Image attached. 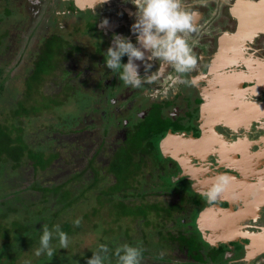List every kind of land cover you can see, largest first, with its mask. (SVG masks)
I'll return each mask as SVG.
<instances>
[{
    "label": "flooded vegetation",
    "instance_id": "obj_1",
    "mask_svg": "<svg viewBox=\"0 0 264 264\" xmlns=\"http://www.w3.org/2000/svg\"><path fill=\"white\" fill-rule=\"evenodd\" d=\"M1 1L3 16L14 14L22 23L17 39L31 52L27 73L41 58L47 62L39 85L46 109L55 94L64 104L79 92L78 115L61 119L63 136L78 139L86 156L78 171L89 167L92 177V166L100 171L102 190L118 185L109 168L124 169L122 193L116 194L126 205L147 209L140 219L147 228L138 245L141 258L152 256V248L158 255L151 264H264V84L257 82V76L264 78V33L226 48L224 56L239 61L226 69L233 77H223L230 86L221 77L228 76L224 70L214 74L212 67L221 34L235 32V0H182L196 25L186 38L197 64L183 74L169 67L162 80L141 89L123 84L104 64L113 34L135 42L130 3L108 0L96 15L94 0H16L13 12V0ZM104 19L108 24L102 27ZM0 37V50L16 46V40L6 43V33ZM149 62L155 71L158 61ZM44 132L37 140H48L56 150L54 125ZM221 174L231 183L209 204L201 193ZM120 239L111 246L114 252Z\"/></svg>",
    "mask_w": 264,
    "mask_h": 264
},
{
    "label": "trees",
    "instance_id": "obj_2",
    "mask_svg": "<svg viewBox=\"0 0 264 264\" xmlns=\"http://www.w3.org/2000/svg\"><path fill=\"white\" fill-rule=\"evenodd\" d=\"M34 66L31 74H25V79L22 80L23 88L20 90L5 87L6 71L3 65L0 66V264H87V260L92 256H86L83 261L82 257L73 255L71 251L65 252V248L60 247L57 239L51 242L52 256H36L35 250L39 247L43 226L46 224L52 229L54 225H59L69 239L80 235L84 230L82 224L75 225L69 215L81 205L86 208L90 200L94 202V206L90 213L83 214L86 221L92 216L98 219L104 211L115 223L123 218L140 221L142 216L146 215L147 209L126 205L125 198L116 194L122 193L120 183L125 181L126 172L121 168L108 169V172L116 177L118 185H106L102 190L97 187V183L105 179L93 164L90 169L93 177L88 173L89 167L78 171L80 168H75L74 163L72 170H57L64 175L62 180L51 179L57 163H68L67 156L64 157L59 150L63 149L65 144L67 154L68 150L75 149V146L71 147L70 144L76 142L67 138L69 141L64 143L65 136L61 131L65 123L61 119L57 120L58 123L54 126L58 131L56 140L59 147L56 150H50L45 140H33L24 133L22 119L36 116L48 108L47 104L39 107L38 103L42 101L43 104L45 99L40 100V90L37 91V87L42 83V76L47 74V62L41 58ZM61 104L53 102L55 107ZM67 123L69 124L68 120ZM44 135L46 137V134L42 133L43 139ZM83 153L80 150L76 163L86 158ZM97 188L100 191H97ZM155 210H158V207ZM96 226L94 225L95 228ZM105 232L107 234L108 231ZM109 250L105 264H116L114 251L111 248ZM90 254H93V251ZM144 255L142 250L141 257Z\"/></svg>",
    "mask_w": 264,
    "mask_h": 264
},
{
    "label": "clouds",
    "instance_id": "obj_3",
    "mask_svg": "<svg viewBox=\"0 0 264 264\" xmlns=\"http://www.w3.org/2000/svg\"><path fill=\"white\" fill-rule=\"evenodd\" d=\"M123 2L130 3L136 10L132 14L134 22L130 27L135 42L128 36L113 34L112 45L103 54L105 66L112 73L118 74L123 84L132 89H141L162 80L169 67L176 73L183 74L196 66L197 57L186 38L196 30V25L193 13L184 7L182 0H123ZM106 3L108 0H94L93 11L96 15V9L99 10ZM107 24L108 20L104 19L101 26L105 27ZM125 56L127 62L122 63ZM136 61H140L143 66L145 73L143 76L140 74L141 64H137ZM149 61H158L155 71H151L153 64ZM230 183L231 179L227 175L215 176L210 187L201 195L212 204ZM74 224L78 226L80 219H76ZM53 239L58 240L61 248L69 246V237L59 225H54L50 229L45 224L35 255L52 256ZM109 251L107 245L100 244L98 250L87 260V264H105ZM141 255L140 246L129 244L120 245L114 252L116 264H140Z\"/></svg>",
    "mask_w": 264,
    "mask_h": 264
},
{
    "label": "rangeland",
    "instance_id": "obj_4",
    "mask_svg": "<svg viewBox=\"0 0 264 264\" xmlns=\"http://www.w3.org/2000/svg\"><path fill=\"white\" fill-rule=\"evenodd\" d=\"M13 1H14V5L13 3L11 5L12 12L16 8V6H18L17 5L18 2L16 0H13ZM230 1L231 0H225V3H228ZM232 1H231V4H232ZM3 5L4 3L1 1L0 2V34L6 33L8 35L9 41L7 40L6 42L7 44L13 43L14 40H16L17 42H16V46L11 45V49L8 52H4L3 50H0V66L3 65L4 71H6L4 73L5 87L8 89L20 90L23 88L22 80L25 79L24 77L25 74L27 73L28 70L31 69V66H32L31 60L29 59V54H31V52L29 50H24V47H23L24 45L21 44L22 43L21 40L17 39L18 38L17 33H19L18 31L22 26V23L20 22L19 17H17L14 14L9 17H4L3 16ZM222 7L223 6H221L218 9H222ZM227 9L228 8L224 9V13L227 12ZM211 11L212 9H210V12ZM217 12H218L217 3H215L214 13L219 14ZM56 84L58 83L56 82ZM37 91H39V87H37ZM76 95L78 96L79 92H77ZM76 95L75 94L71 95L67 99V102H65L64 104H61L57 107L52 105V108L50 109L42 108L44 109V111H42L40 114L38 115L36 114V116H30L26 119H22L23 120L22 128L24 129V133L30 139H33V140L41 139L40 137L42 136V133H45L44 131H46L48 127L52 125L55 126L58 123L57 120L59 119L64 120V118L67 117V115H69L71 118L76 117L79 113V110H78L79 107L76 104V102H78L80 99V97H77ZM55 98H56V101L63 100L62 99L63 97L62 98L61 96L57 97V94H55ZM38 105L39 107H42V105H46V103L44 102L42 104V101H41V103H38ZM0 112H1V109H0ZM1 117L2 115L0 113V119ZM63 139L65 140L64 143L68 140L67 138H63ZM69 140L70 141L75 140L76 143L70 144L71 147L75 146V149L73 151H69L67 149L68 150L67 154H66L65 147H63V149L60 150V153L62 155H65L64 157L67 156L66 158L68 159V163H65V162L61 164L57 163V166L55 170H53L54 172L51 176V179L53 180H57V179L62 180L64 178V175L57 172L58 169H62L65 171H67L68 169L72 170L71 169L73 167L72 164L74 163H75V168L79 167V164L76 163L77 161L76 159L78 158L80 154V149H79L80 141L74 138H70ZM45 142L47 143V145L50 144L49 141L45 140ZM107 182H109V180H107ZM97 191H100V190L97 188ZM114 200H116V198H114ZM93 206H94V202L90 200L86 208L83 205H81L78 209L70 212L69 217L71 218V220L75 221L76 219L79 218L80 223L82 224V228H84V230H82V233L80 235H75L73 238L69 239L70 241L69 246L65 248V252L71 251L73 255L76 254L77 256L82 257V260L84 261L87 257L93 255V254H90V252L93 251L94 253L98 250L100 244H105L108 246V248H112L111 246L115 243L114 239H117L118 237L121 238L119 240L120 245L122 244H129L133 246L139 245V243L143 239L142 233L145 231V228H146L145 224L142 223V221L140 222L138 221V219H136L137 221H134L131 219L129 220V219L123 218L115 223L113 222V218L110 217L109 214H105V211L103 212L102 216L98 217V219L92 216L90 217L89 221H86L85 219H83V214L86 212L90 213ZM94 225H97L96 228L94 227ZM105 230L108 231L107 234ZM149 238H151V235H149ZM154 240H156V236L154 237ZM116 248L117 247H115L114 250H116ZM147 253L148 255L151 254L152 256L141 258L140 264H151L153 256L158 255L157 252H155V250H153L152 248L150 249L147 248ZM163 253H165V256L170 255V250L168 251L166 249L165 251H163Z\"/></svg>",
    "mask_w": 264,
    "mask_h": 264
},
{
    "label": "water",
    "instance_id": "obj_5",
    "mask_svg": "<svg viewBox=\"0 0 264 264\" xmlns=\"http://www.w3.org/2000/svg\"><path fill=\"white\" fill-rule=\"evenodd\" d=\"M230 15L237 21L235 32L231 34L224 32L221 34L219 38L220 49L212 64L213 70H215L213 71L214 74L216 73L222 74L224 70L225 75L226 74L228 75V76H223L222 74L221 77L222 79H224L223 80L224 82H226L227 79L223 77H233L230 76L232 74L227 72L226 69H228L231 66L238 65L239 62L238 60L228 59L224 56L226 52V48H228L229 45H233L234 43L239 44L240 40H245V39L251 40L259 33H264V0H256V1L235 0V2L230 6ZM222 61H227V62L226 64L222 65L221 64ZM263 80H264L263 77L257 76V82L259 84L261 85L264 84ZM229 81L234 82L231 78H229ZM226 84L228 83L226 82ZM235 86L241 87L240 84H236V83L234 84L233 87L237 88Z\"/></svg>",
    "mask_w": 264,
    "mask_h": 264
}]
</instances>
